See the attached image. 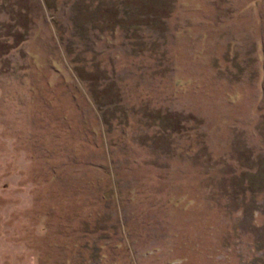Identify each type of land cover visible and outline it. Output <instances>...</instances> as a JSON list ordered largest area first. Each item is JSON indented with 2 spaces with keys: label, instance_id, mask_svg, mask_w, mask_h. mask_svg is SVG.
Returning <instances> with one entry per match:
<instances>
[{
  "label": "rangeland",
  "instance_id": "rangeland-1",
  "mask_svg": "<svg viewBox=\"0 0 264 264\" xmlns=\"http://www.w3.org/2000/svg\"><path fill=\"white\" fill-rule=\"evenodd\" d=\"M0 264H264V0H0Z\"/></svg>",
  "mask_w": 264,
  "mask_h": 264
}]
</instances>
